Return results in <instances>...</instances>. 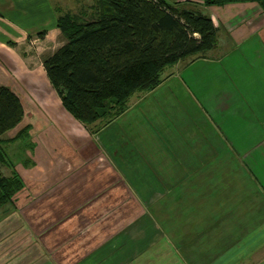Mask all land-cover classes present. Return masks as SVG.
I'll use <instances>...</instances> for the list:
<instances>
[{
  "label": "crops",
  "instance_id": "1",
  "mask_svg": "<svg viewBox=\"0 0 264 264\" xmlns=\"http://www.w3.org/2000/svg\"><path fill=\"white\" fill-rule=\"evenodd\" d=\"M90 4L0 0V73L20 85L24 109L21 121L0 138L19 126L17 133L29 126L26 138H39L15 163L5 151L0 165L2 174L15 173L23 182L13 202L0 209V264H264V117L254 111L258 126L241 130V100L214 80L212 68L226 60L223 68L238 74L251 52L264 62L260 7H220L230 9L216 21L210 16L222 35L221 56L166 67L162 82L132 94L118 117L85 125L64 108L43 67L40 80L14 61L27 38L36 45L57 38L59 9ZM242 10L248 16L240 24ZM37 14L45 17L44 28L28 19ZM231 23L230 38L225 24ZM255 72L261 73L248 70ZM171 80L198 110L199 128L184 131L182 147L166 148L141 125L144 100ZM210 121L217 131L209 129ZM3 141L14 149L18 139Z\"/></svg>",
  "mask_w": 264,
  "mask_h": 264
},
{
  "label": "trees",
  "instance_id": "2",
  "mask_svg": "<svg viewBox=\"0 0 264 264\" xmlns=\"http://www.w3.org/2000/svg\"><path fill=\"white\" fill-rule=\"evenodd\" d=\"M203 2L207 6L255 2L264 13V0ZM94 7L96 16L88 21H78L71 12L56 17V28L66 41L42 60L64 108L85 125L115 119L127 109L132 94L162 82L166 67L217 43L218 28L209 15L167 0H94ZM23 114L18 95L0 85V136ZM28 130L29 126L21 128L11 140L26 137ZM0 163H5L2 147ZM22 187L17 174L0 171V209L11 204Z\"/></svg>",
  "mask_w": 264,
  "mask_h": 264
},
{
  "label": "rangeland",
  "instance_id": "3",
  "mask_svg": "<svg viewBox=\"0 0 264 264\" xmlns=\"http://www.w3.org/2000/svg\"><path fill=\"white\" fill-rule=\"evenodd\" d=\"M55 1L59 5V3H61L63 0H55ZM167 1L170 2L171 4H174L177 7L200 10L203 14L209 16L211 14L214 17L215 21L221 17L222 12H224V14H227L228 11L227 9H230L228 6L220 10V7H223L225 5L207 6L203 2V0H167ZM244 3L247 4L252 2H238L233 4H239L241 6L240 8L243 9V7H245ZM71 9L73 10L66 11L59 9L60 12L58 13V15L63 14L65 12L73 11L71 13H73L78 18V21H88L91 20L92 17L96 16L94 0H91V4L88 6V8H82V9L71 8ZM247 16L248 15H246L245 11L242 10L240 11L238 17L236 18L238 22L241 24L244 21H246ZM44 18L45 17L43 15L38 16L37 14L34 16H29L28 19L31 20V23L36 28H44L43 27L44 25L40 26V24L44 21ZM224 22H222V25H224ZM226 26L228 29L227 37L231 38L230 32L231 29H234L233 24L232 23L231 25L225 24V27ZM217 35H218L217 43L211 50L205 53L189 56L187 58L179 60L178 62L182 61L181 65L184 68V66L194 61H197L201 58H208L211 56L216 58L218 54H219L218 56H221L223 51L221 46L219 48V44L222 43V38H221L222 35L219 33H217ZM262 36L264 40V35ZM65 41L66 39L61 34H58L55 40L45 41L43 43L41 42V44L38 45H36V43L31 44L30 39L27 38L26 41H24V43L18 45V47L16 48L14 63L16 65L20 64V66L18 65V69L21 70L22 73L27 72L28 69H32V74H35L40 80H44L43 78L45 74L42 73V69H41V67H43L41 66L43 58H45L48 54L52 53L53 51L57 50L60 46H62L65 43ZM14 45L17 46L16 43H14ZM235 59L237 58L235 57ZM262 60L257 61L253 52L248 53L247 60L242 63L241 67L237 71L238 74H235V72L233 70H230L229 68L226 70L225 68H223V65L225 67V64L229 66V62L226 60L221 64H219L217 61L216 65L212 67L215 69L214 80L217 81V77H218L219 82H222L221 84H224L225 86H229L228 87L229 92L235 94L234 99L238 97L241 100L240 109L244 116L243 123L241 122L240 124V126L242 127L241 130L249 131L258 126V122H255L253 117V115L255 116V113H259L261 114V116L264 117V77L261 78V76H264V62H259ZM250 67L255 69L256 67H258L261 73L256 74L255 72L253 75H250L251 73H248ZM1 75L2 74L0 73V85L8 87L18 96L20 95L23 98V90L21 89L20 85H18L17 83L14 84L12 81H8L4 77H1ZM7 78L11 79L9 77ZM173 81L174 80L168 81L167 83L169 84L168 86H166V88L154 92L153 96L148 97L147 99L144 100V102L147 101V103L145 104L146 110L145 112H143L144 123L141 125V128L145 129L146 135L148 131H151L154 134L155 138H160L162 147H166V148L172 146V144L175 146L182 147L186 142L184 131L191 129L193 132H198L197 129L199 128V124L197 123V120L199 118L198 110L196 111L195 106H193L192 103H190V99L184 100L186 97L182 93H178V91L173 90L174 87L170 86V84H172ZM194 97H199V92L198 95H194ZM154 102L156 104L155 106L153 105ZM24 106L28 111L30 107L27 106L26 104ZM140 108L141 106L139 105L138 109ZM231 109H233V107ZM143 110L144 109H142L141 111ZM35 116H39L37 118L36 127L40 125L39 128L41 129L42 126L41 116L39 114H36ZM24 121L22 123H24ZM212 123L213 122L210 121L209 129H213L214 131H217L216 125H213ZM22 125L23 124H21V126ZM262 125L264 126V124ZM19 128L11 130L10 132H8L7 134L1 137L2 140L0 142V148L2 147L3 149H5L4 151H6V155H8L7 158L8 162H12V163L17 162L18 158H21L22 155L24 154L25 149L27 148L28 145L29 147L33 148L34 144L37 143V141L39 142L38 140L39 138L36 139V138L22 137L18 139V142L14 143L16 144L14 149L12 146L10 147V143H8V141H3V140H7V139L11 140L12 137L17 133ZM50 129L51 127L48 128L47 130ZM262 129H264V127L260 128V131H262ZM39 148L40 147L38 146L36 147L37 150H39ZM177 156L179 157L180 155ZM0 165L1 167H3L2 164Z\"/></svg>",
  "mask_w": 264,
  "mask_h": 264
}]
</instances>
